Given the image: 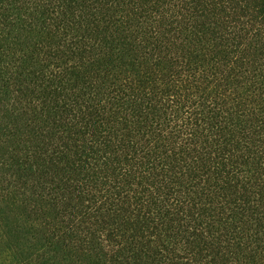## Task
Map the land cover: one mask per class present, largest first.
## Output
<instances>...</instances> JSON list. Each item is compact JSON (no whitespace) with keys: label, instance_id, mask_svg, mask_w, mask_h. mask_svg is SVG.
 Returning a JSON list of instances; mask_svg holds the SVG:
<instances>
[{"label":"trees","instance_id":"obj_1","mask_svg":"<svg viewBox=\"0 0 264 264\" xmlns=\"http://www.w3.org/2000/svg\"><path fill=\"white\" fill-rule=\"evenodd\" d=\"M0 264H264V0H0Z\"/></svg>","mask_w":264,"mask_h":264}]
</instances>
